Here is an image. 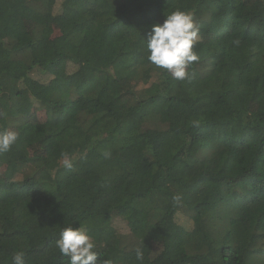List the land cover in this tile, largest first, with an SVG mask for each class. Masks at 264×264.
<instances>
[{"label":"trees","instance_id":"obj_1","mask_svg":"<svg viewBox=\"0 0 264 264\" xmlns=\"http://www.w3.org/2000/svg\"><path fill=\"white\" fill-rule=\"evenodd\" d=\"M175 10L199 27L184 81L147 58L152 26ZM10 127L0 264L19 251L69 264L56 247L69 226L92 237L97 264H264V0H0Z\"/></svg>","mask_w":264,"mask_h":264},{"label":"clouds","instance_id":"obj_2","mask_svg":"<svg viewBox=\"0 0 264 264\" xmlns=\"http://www.w3.org/2000/svg\"><path fill=\"white\" fill-rule=\"evenodd\" d=\"M199 27L191 14L175 10L166 16L163 23L154 24L146 40L148 60L157 68L167 70L174 79L184 81L190 78L188 69L199 61L194 45L198 41ZM16 131H0V154L8 152L18 140ZM110 157V152L104 153ZM63 166L71 169L72 160L67 153L63 154ZM180 195L173 196V203L179 204ZM56 247L62 256L69 258V264H97L98 253L93 249L95 244L81 227L72 226L60 232ZM137 259H143V253L137 250ZM12 264H25V253L16 252L12 257ZM103 264H110L104 261Z\"/></svg>","mask_w":264,"mask_h":264},{"label":"rangeland","instance_id":"obj_3","mask_svg":"<svg viewBox=\"0 0 264 264\" xmlns=\"http://www.w3.org/2000/svg\"><path fill=\"white\" fill-rule=\"evenodd\" d=\"M22 29H27V30H30L31 29V23L29 22H25V21H22L20 22V25H19ZM52 35L50 36L51 39L53 38H57L59 36V32L58 30L54 27L53 28V31L51 33ZM36 77H39V74H36ZM150 81V79H146L144 81H142L139 86H143V85H146V83ZM148 84V83H147ZM30 119L32 120H37V121H41L42 120V112L38 111V110H33L32 114L30 115ZM161 119L163 121H166L168 122L171 126L175 125L176 122H177V118L175 116H172V115H169V114H162L161 115ZM8 131H16V127H10L8 129ZM31 152H33L35 149L33 147L30 148ZM0 172H2L1 168H0ZM184 222H185V225L186 226H192V222L191 221H188V220H185V218H183ZM182 221V219H181ZM114 227H116V229H118V231L122 232V233H125V231H127V228L126 227H123L124 225L121 223V222H118L117 220H115L114 222ZM162 250V246L160 243L158 242H153L152 244V250H151V253H150V258H155V256H157L160 251Z\"/></svg>","mask_w":264,"mask_h":264}]
</instances>
